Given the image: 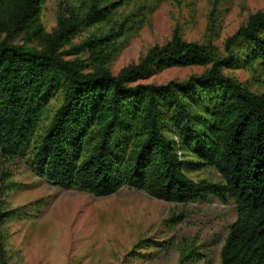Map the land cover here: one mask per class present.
Masks as SVG:
<instances>
[{"label": "trees", "instance_id": "obj_1", "mask_svg": "<svg viewBox=\"0 0 264 264\" xmlns=\"http://www.w3.org/2000/svg\"><path fill=\"white\" fill-rule=\"evenodd\" d=\"M44 1L0 0V152L16 155L28 145L36 174L94 195L127 185L174 202L206 192L231 197L239 216L219 264H264V93L225 72L254 63L264 70V8L251 12L221 49L186 40L174 28L168 41L113 74L104 63L116 41L140 28L160 0L129 13L127 0H80L43 34L35 23ZM91 27L98 33L73 42ZM29 29L39 39L42 33L38 47L12 40ZM169 65L202 70L141 81ZM56 94L60 103L42 125ZM207 165L220 180L190 175Z\"/></svg>", "mask_w": 264, "mask_h": 264}, {"label": "rangeland", "instance_id": "obj_2", "mask_svg": "<svg viewBox=\"0 0 264 264\" xmlns=\"http://www.w3.org/2000/svg\"><path fill=\"white\" fill-rule=\"evenodd\" d=\"M151 1L127 0L123 12L142 4L147 9ZM79 2L45 0L35 24L43 34L50 32L65 6ZM260 8L264 0H160L140 28H130L116 41L113 57L104 66L118 73L138 62L153 45L168 41L174 28L186 40L221 49L224 39ZM98 29H82L73 42ZM31 32H20L12 40L38 47L42 33L39 39ZM201 70L195 65H169L141 81L184 79ZM225 72L264 93V70L258 64ZM59 103L56 94L42 125ZM28 148L23 146L16 155L0 152V207L5 211L0 218V264H219L229 225L239 216L233 198L222 200L206 192L195 200L174 202L127 185L108 195H94L36 174ZM190 175L220 180L209 165Z\"/></svg>", "mask_w": 264, "mask_h": 264}]
</instances>
